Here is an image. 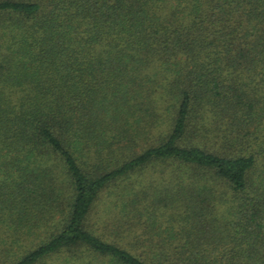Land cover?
I'll return each mask as SVG.
<instances>
[{
    "label": "trees",
    "instance_id": "obj_1",
    "mask_svg": "<svg viewBox=\"0 0 264 264\" xmlns=\"http://www.w3.org/2000/svg\"><path fill=\"white\" fill-rule=\"evenodd\" d=\"M54 258L264 264V0H0V264Z\"/></svg>",
    "mask_w": 264,
    "mask_h": 264
},
{
    "label": "rangeland",
    "instance_id": "obj_2",
    "mask_svg": "<svg viewBox=\"0 0 264 264\" xmlns=\"http://www.w3.org/2000/svg\"><path fill=\"white\" fill-rule=\"evenodd\" d=\"M156 177H157V179L158 178L160 179L158 174H155L153 169H151V170L149 169L143 173H140V174L133 176L132 182H134V184L137 186L138 189H143V188L144 189H148V188L150 189L153 182H155ZM114 197H115L114 201L116 199H118L116 196H114ZM106 199L107 198H105V200ZM108 201H109V198H108ZM111 204H113V202H111ZM105 206H106V204H105ZM113 210H114V212H117V210H115L114 208H113ZM99 211H100L98 213L99 215L96 214L93 221L97 222L100 225H102V220L107 222V220L113 218V216L115 215L112 213L111 210H108V209L104 210V206ZM52 262H53V264H60V261L57 258H54Z\"/></svg>",
    "mask_w": 264,
    "mask_h": 264
}]
</instances>
